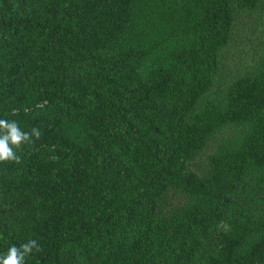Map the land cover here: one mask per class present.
I'll return each instance as SVG.
<instances>
[{"label":"trees","instance_id":"16d2710c","mask_svg":"<svg viewBox=\"0 0 264 264\" xmlns=\"http://www.w3.org/2000/svg\"><path fill=\"white\" fill-rule=\"evenodd\" d=\"M243 15L262 54L226 79ZM0 119L41 132L0 162V254L264 264V0H0Z\"/></svg>","mask_w":264,"mask_h":264},{"label":"rangeland","instance_id":"374dc122","mask_svg":"<svg viewBox=\"0 0 264 264\" xmlns=\"http://www.w3.org/2000/svg\"><path fill=\"white\" fill-rule=\"evenodd\" d=\"M261 23L253 17L241 16L234 29L229 44L221 51L219 58L225 78L236 71L246 72L256 68L259 57L262 54L260 47ZM221 133L213 137L209 146L194 164L188 168L194 172H200L207 155L212 152L214 141L218 140Z\"/></svg>","mask_w":264,"mask_h":264},{"label":"clouds","instance_id":"9594fccd","mask_svg":"<svg viewBox=\"0 0 264 264\" xmlns=\"http://www.w3.org/2000/svg\"><path fill=\"white\" fill-rule=\"evenodd\" d=\"M41 132L37 128H32L30 132L21 130L15 120L0 119V162H19L20 157L16 149L24 143H31L32 138H39ZM38 241L31 239L19 247L12 245L7 252L0 254V264H25V257L39 250Z\"/></svg>","mask_w":264,"mask_h":264}]
</instances>
